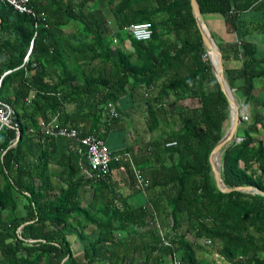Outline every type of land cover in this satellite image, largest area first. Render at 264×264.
<instances>
[{"label": "trees", "instance_id": "trees-1", "mask_svg": "<svg viewBox=\"0 0 264 264\" xmlns=\"http://www.w3.org/2000/svg\"><path fill=\"white\" fill-rule=\"evenodd\" d=\"M29 1L45 15L36 27L33 17L0 2V100L13 108L19 133L13 144L17 131L11 127L0 130V251L4 264H40L45 258L54 264H127L126 240L117 234L122 237L128 228L129 235L137 234L157 220L158 226L140 234L150 238L143 250V264L153 262L155 252H180V264H200L199 238L209 239V246L229 264H264V197L224 193L214 182L208 156L225 133L229 106L210 60H203L207 52L190 0L111 2L115 31L105 17L89 10L90 0ZM197 2L202 16L222 15L237 35L238 42L232 44L215 42L223 62L240 61L236 68L224 64L227 84L236 98L239 94L244 98L240 110L253 105L248 119L241 120L237 128L236 136L242 139H233L221 151L222 180L228 187L250 185L264 191V137L255 138L264 127V98L254 94L255 82L264 79V55L246 40L240 16L247 9L262 10L264 23V0ZM135 22L151 23L149 40L138 41L128 33L127 26ZM114 39L121 47L112 52ZM125 41L132 52L124 49ZM102 59L114 62L109 74L96 70L95 63ZM128 87L134 99L136 95L143 98L145 88L156 90L144 95L150 101L146 119L150 132L160 126L162 116L172 117L173 112L177 120L136 153L130 147L124 149L132 153L135 165L149 181L148 199L138 205L116 191L110 173L119 164L111 161L109 174L98 181L91 175L82 145L47 136L38 124L56 115L60 125L75 119L91 121L98 128L107 104L117 106ZM186 100L190 103L175 104ZM67 104L74 105L72 115L62 113ZM118 117L110 122L104 119L105 126ZM168 141L176 145L166 147ZM59 151L63 152L60 156ZM138 155H145L143 162H138ZM51 161L66 173L60 187L52 181ZM124 173L128 183L141 191L127 166ZM85 184L97 188L90 204L83 207L79 187ZM79 217L83 222L77 237L83 241V252L75 256L68 234L75 227L70 220L76 222ZM87 226L95 229L92 239L83 233ZM159 231L170 245L161 242Z\"/></svg>", "mask_w": 264, "mask_h": 264}, {"label": "crops", "instance_id": "crops-1", "mask_svg": "<svg viewBox=\"0 0 264 264\" xmlns=\"http://www.w3.org/2000/svg\"><path fill=\"white\" fill-rule=\"evenodd\" d=\"M78 1V0H77ZM116 0H90V5H89V10H93L95 9L96 14L98 16H103L106 18V20L109 23V26L111 28L112 31H115L117 29L116 25V20H115V16L112 13V9L110 6L111 2H115ZM143 7H145V3L141 4ZM148 6H151V3L147 4ZM107 6H109L107 8ZM108 9V10H106ZM262 10H253V9H247L243 12L240 13V16L243 19V22L241 24V31L247 33V35L245 36L246 40H249L250 42H252L256 48L259 50L260 48V53H262L264 55V23L262 21V17L263 14L261 12ZM110 16V18H109ZM203 17V21L205 23V26L207 28V30L212 34L213 39L216 42L222 43V44H232L235 42H238L237 39V35L232 32V30L227 26V24L225 23L224 17L220 14L217 13H208L205 14ZM69 29H65V32H69ZM117 39H114V44L111 47L112 52H114L116 49L115 47H121L118 43ZM116 43V44H115ZM123 47L127 52H132L133 48L130 45V43L128 41H125L123 43ZM210 58H211V54L209 53ZM226 66L229 68H236L240 66V61L237 59H230L228 61H226ZM96 67H97V72L99 71H106V73H110L113 71L114 69V62L111 63H104L103 59L100 62H96ZM128 92L126 95H130V87H128ZM146 92L144 93V95L146 96V94L149 93L150 95V91L155 92L156 90L154 88H152L151 90L146 89ZM144 90V91H145ZM148 90V91H147ZM139 91H141V89H139ZM151 92V94H152ZM254 94L255 96L259 97V98H264V79L261 80H257L255 82V87H254ZM125 96V95H124ZM123 97V96H122ZM242 97V96H241ZM243 101L244 98L242 97ZM140 99L137 97V95L134 98H129L128 99V104L127 106H129L128 108V114L126 115L128 121L127 123L131 124V123H136L137 119L133 118V119H129V114L130 116L134 115V113H136L138 111V109L141 110V105L140 104ZM249 105V110L248 112L252 110L253 105L252 104H248ZM117 107L120 110V116L118 117L117 121L112 123L110 126H105L104 124V116L103 113L101 114V121L100 124L98 126V128H95L94 124H92L91 121H85V120H73V121H69V120H65L66 123L65 125H74L76 127H80L83 133H96L105 141V143L107 144V146L109 147L110 150L113 151H118L121 149H125L128 147H132V151L134 153L137 152V149L139 147V144L134 143V139L131 141H127L126 143H124V145H117V147L115 148H111L110 144H108L109 138H111V131L113 129H117L120 124V120L122 119V115L126 114L124 113V111L122 110L121 106H119V104H117ZM140 107V108H138ZM245 107V106H244ZM255 107V106H254ZM75 111L74 105L73 104H67L64 105L63 107V112H66L67 114L72 115ZM248 114V113H247ZM63 119V117H62ZM39 123L41 120H38ZM38 123V124H39ZM94 128V130H93ZM264 137V127L260 128V132L259 134L255 135V138L260 141L263 140ZM150 141V140H148ZM145 140L144 143L148 142ZM75 143V142H74ZM77 144V143H76ZM62 151H59V156L62 154ZM140 153V151H139ZM138 153V154H139ZM136 155V154H135ZM54 156V155H53ZM145 155H138L137 156V160L138 162H143ZM56 159V158H54ZM49 170L51 173V178L52 181L54 182V184L57 187H60L64 182H65V177H66V173L63 170V167L58 165L56 163V161H51V163H49ZM110 178L117 183L116 186V191L122 193L123 195L128 197V200L132 203L133 198H135V194L138 192H140L141 194H143V196L145 197V200L142 202L138 203H133L134 205H138V204H144L147 201V193L146 192H142V191H138V189L136 188L135 190H132V187H134L133 185H130L128 183V176L127 174L124 173V171L120 170L118 167L116 169H112L111 173H110ZM95 188H97V186L95 185H82L79 187V202L81 204V206L85 207L88 206L90 204V202L92 201L93 198V194H94V190ZM139 193V194H140ZM101 203V201L96 202ZM82 219L81 217L77 218L76 222H72L70 220V223H73V225H75L74 228L69 230V234H68V239L70 241V243L74 240L72 239L73 234H76V238L77 237V232L80 230V227L82 226ZM157 221H151L149 223V225L142 227L139 229V232L137 234H130L128 232H130L131 228H128L127 231H122V237L121 234H117V237L119 239L124 238V240H126L124 246H127V250H124V253H127V259H126V263L127 264H143L144 262V255L147 249V245L150 244V238L147 235H143L140 236V234L144 233L146 230H148L149 228H155L157 225ZM154 227H153V226ZM185 229V227H183ZM85 229V228H84ZM84 233V232H83ZM85 234V233H84ZM86 236H88L87 234H85ZM96 236V234L94 235V237ZM88 238H90V236H88ZM91 239V238H90ZM196 242L198 244H200V246L202 247V249H198L197 250V258L200 261V264H205L208 263L209 259H210V254H212L213 258L215 260H217V262H219L218 258L220 260H223L224 262H226L218 253H216L214 250H209L208 246L209 243L206 242L205 238H199L196 239ZM146 247V249H145ZM82 250H83V244H82ZM71 250L72 253L75 256H80L82 255V253L80 252V250L78 252H74L73 251V245L71 243ZM145 250V252L143 251ZM123 251V250H121ZM144 252V253H143ZM180 255V252H177ZM152 258H154L153 262L151 261L149 264H158V261H160L159 264H169L171 257L168 254H161L160 253H153L152 254ZM129 261V262H128ZM228 263V262H227ZM0 264H4V257L0 251ZM40 264H54L53 260L50 259H43Z\"/></svg>", "mask_w": 264, "mask_h": 264}, {"label": "built area", "instance_id": "built-area-1", "mask_svg": "<svg viewBox=\"0 0 264 264\" xmlns=\"http://www.w3.org/2000/svg\"><path fill=\"white\" fill-rule=\"evenodd\" d=\"M1 3L10 5L15 11L23 14H28L35 20V27L45 17L43 13L35 11L30 5L29 0H0ZM128 33L138 41H147L152 35V25L150 22H135L127 26ZM203 60L209 59L208 53L203 54ZM105 119L110 122L117 118L120 110L116 105L108 103L104 109ZM247 114H241V120L246 121ZM3 127L14 128L18 133V123L15 120V114L10 104L0 100V130ZM40 132L53 138H67L85 148L88 166L91 175L98 181L104 180L110 172V162L114 161L119 164L118 168L125 171L126 166L132 173L137 187L145 192L148 185V180L145 178L141 170L135 165L132 153L129 150H120L112 154L105 143V141L94 133H83L80 127L74 125H60L56 115L51 116L48 121H40ZM32 131V130H31ZM242 138L237 137V142ZM175 141H168L165 146H174ZM19 230V229H18ZM161 242L164 245H170L169 240L164 237L163 231H159ZM210 243L209 239H206ZM171 260L169 264H180V256L177 252L170 255Z\"/></svg>", "mask_w": 264, "mask_h": 264}, {"label": "water", "instance_id": "water-1", "mask_svg": "<svg viewBox=\"0 0 264 264\" xmlns=\"http://www.w3.org/2000/svg\"><path fill=\"white\" fill-rule=\"evenodd\" d=\"M190 5H191L192 14L196 20V25L201 35L203 46L206 52L208 53V55L210 52H213V54L216 56V64L212 61L210 57L209 60L213 69L214 76L220 86V89L225 94L229 106V115H230L229 126L225 130V133L222 136V138L215 144V146L213 147V149L211 150L208 156L215 185L218 188V190L224 193H229L232 191H240L245 193L259 194L264 197V191L258 187L250 186V185L228 187L224 184L222 180L221 171H220L221 151L224 147L230 144V142L235 137L237 140V136H236L237 128L239 123L241 122V110L239 108L240 103L237 101L236 97L233 94L234 89H231L227 84V81L224 76V64H223L222 54L218 46L214 42V40L211 38V35L205 26L197 0H190ZM18 138H19V133H17V136L13 144L16 143ZM216 155H218L217 163H215L214 160V157ZM29 241H33V240L30 239Z\"/></svg>", "mask_w": 264, "mask_h": 264}, {"label": "rangeland", "instance_id": "rangeland-1", "mask_svg": "<svg viewBox=\"0 0 264 264\" xmlns=\"http://www.w3.org/2000/svg\"><path fill=\"white\" fill-rule=\"evenodd\" d=\"M108 7L109 6H107V8ZM106 10H108V9H106ZM109 18H110V16H109ZM211 38H212V36H211ZM214 42H215V40H214ZM260 49H259V51H261ZM223 64H227V63L223 62ZM234 92L235 91H233V94H234ZM129 98H132L131 95H125V96L121 97L119 102H118L119 106H121L122 110L126 114L122 115V119L119 122L120 126L117 129H113L111 131L112 132L111 138H109V141H108V144H110L111 148H115L119 144L124 145V143H126L129 140L132 141L133 139H134V143L139 144V146H143L145 144L144 143L145 140L146 141L152 140L158 134L165 132V131H168L173 125H176L177 120L175 119V117L173 118V112H172V117H167V116L160 117V126L158 128H156L154 131L150 132L146 126V119L148 116L147 109L149 107L150 101H149L148 97L144 96V93H143V98L140 99L141 101L139 104V105H141V110L138 109V111L136 113H134V115H132V116H130V114H129V119L135 118V119H137V122L131 123V124L127 123L128 119H127L126 115L128 114V108H129V106H127V104H128L127 101ZM236 99L241 105L243 104V99H242L240 94L237 96ZM189 103H190L189 100L180 101V102L176 101L175 102V104H177V106H180V104L182 105V104H189ZM165 106H166L168 111H169V109H171V107H169L170 106L169 104H166ZM138 108H140V107H138ZM248 110H249V105L248 104L243 105L242 109H241V114L242 113L243 114L248 113L247 115L249 116L250 111L248 112ZM168 118L170 121L168 120ZM229 122H230V119L227 122L226 129L229 126ZM234 139L236 140V137ZM132 190H135V188L132 187ZM139 193L137 192L135 194V196H134L135 198H133L132 203H138V201L143 202L145 200V197L143 196V194H141V193L139 194ZM83 232L85 234H87L88 236H90L91 239L96 234L95 229L91 226L85 227V229H83ZM189 238L192 239L193 237L189 235ZM72 239H74L71 242L73 245V251L78 252L80 250V252L82 253L83 251H82L81 247H82L83 241H81L80 239H77L76 234H73ZM208 248H209V250H213V248L210 246H208ZM177 255L179 256V253H177ZM212 256L213 255L210 254V259H209L208 263H205V264H229L227 262H224L223 260H220L219 258H218L219 262H217V260H215Z\"/></svg>", "mask_w": 264, "mask_h": 264}, {"label": "bare ground", "instance_id": "bare-ground-1", "mask_svg": "<svg viewBox=\"0 0 264 264\" xmlns=\"http://www.w3.org/2000/svg\"><path fill=\"white\" fill-rule=\"evenodd\" d=\"M212 61L216 64V56L213 54V52H210ZM210 57V55H209ZM222 153V152H221ZM215 163L218 162V155L214 157Z\"/></svg>", "mask_w": 264, "mask_h": 264}]
</instances>
